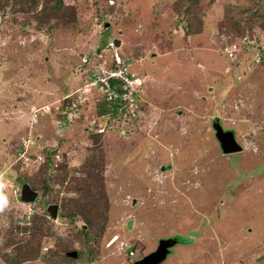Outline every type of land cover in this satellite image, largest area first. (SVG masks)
<instances>
[{
  "label": "rangeland",
  "instance_id": "obj_1",
  "mask_svg": "<svg viewBox=\"0 0 264 264\" xmlns=\"http://www.w3.org/2000/svg\"><path fill=\"white\" fill-rule=\"evenodd\" d=\"M48 1L0 8V264H50L48 246L63 249L59 264H132L169 237L177 244L160 264H264V39L256 28L228 46L232 35L219 25L226 5L264 10V0H61L74 18L47 31L30 16ZM187 5L204 23L189 37ZM114 57L129 60L127 71L142 82L125 112L121 105L100 115L110 99L86 85ZM66 97L81 105L64 126L50 107L61 110ZM215 119L235 133L240 152H222ZM45 149L56 150L49 172L67 170L65 180L20 202L16 179L37 173ZM88 159L99 185L89 237L77 229L87 225L82 218L48 215L43 230L53 225L58 239L41 248L32 236L36 245L25 246L31 214L77 197L68 187L83 186ZM17 225L27 231L12 232ZM22 247H40L39 256L5 260ZM65 249L83 257L62 263Z\"/></svg>",
  "mask_w": 264,
  "mask_h": 264
},
{
  "label": "trees",
  "instance_id": "obj_2",
  "mask_svg": "<svg viewBox=\"0 0 264 264\" xmlns=\"http://www.w3.org/2000/svg\"><path fill=\"white\" fill-rule=\"evenodd\" d=\"M9 0H0V8H3L6 5V2H8ZM15 2H17V0H13ZM20 3L25 4L26 2H30L32 7L35 9L37 6V1L39 0H19ZM26 1V2H23ZM52 0H49L48 2H46L44 4V6L39 10V12L37 13H33L30 18L34 19L36 21V23L38 24L39 27H44L46 24V30L47 31H51L53 28L58 27L59 25H64L65 23H68L69 21H71L74 18V13H75V9L73 6H66L63 5L61 0H54L53 4H51ZM191 2H196V0H190ZM190 2V3H191ZM261 3V2H260ZM260 7H262L261 4L256 5L255 8H250V7H246V8H239L236 7L235 4H228L225 6L224 12H223V16L222 19L219 21V25L221 26V29L223 30V32L227 33L230 32V34L232 35L230 38H232L231 40H229L228 46L230 45H237L236 41L237 40H241L244 38L245 35H250L252 34L256 28L259 29L262 38L264 39V10H261ZM189 9V10H188ZM20 11H23L24 13H26L28 10L26 8H20ZM184 12H190V5H187V8L184 9ZM197 13V14H196ZM246 14V15H244ZM195 15V16H194ZM44 18V19H43ZM190 20H187L185 18H183L182 21L184 22H188L189 24H187V26H185V30H184V35L186 37H189L193 34L199 33L204 25L203 22H201V19L198 16V9H194V11L190 14L189 16ZM194 19V20H191ZM254 19H258V23L254 24L253 20ZM187 20V21H186ZM181 24V23H180ZM43 25V26H42ZM250 37V36H248ZM244 43H247L244 40ZM243 41L239 42L240 45H238V47H241L242 45H244ZM230 44V45H229ZM252 45V44H251ZM250 45H248L249 47ZM250 48H253L252 46ZM263 50H264V46H263ZM255 51L257 53L260 52V54L263 53V51H261L259 48H255ZM125 61V60H124ZM116 62H111V63H107L105 64V62H103V65L105 67H116V66H120V64H115ZM126 62H123V65H125ZM126 68V67H124ZM94 71V70H93ZM125 71L127 73H130L129 71H127V69H125ZM133 75V74H132ZM122 83L117 80V79H113L110 81V86L113 90V95L111 97L110 100L106 101V103L111 106L110 108L108 107V105L104 108L101 109L100 115L103 114H109V115H115L116 109L118 110V106H123L122 107V112H125L127 108L126 104L127 101L125 102L124 100L121 99V85ZM70 98H66V100L63 102L62 105H60L61 110H55L53 109V107H50L51 112L54 113V116L57 119H61L63 122V125H67V123H69L71 120L68 117L69 114H71L72 112L74 113L75 110H73L72 108H75L77 105H81L80 102L75 103L73 100H71ZM78 107V106H77ZM100 123L99 122L97 124V127L99 128L100 126H98ZM264 125V124H263ZM262 125V127H263ZM103 127V131H105V123L102 125ZM95 130H98L97 128ZM96 135H98L97 137L99 138L103 133H98L97 131H95ZM259 135V134H258ZM257 135V136H258ZM264 142V140H263ZM55 149V148H54ZM54 149H45L46 154H45V158H43V161L41 162L42 165L41 167H38L34 176H29L28 174L23 175L22 177L26 180V182L28 184H30V186H33L32 189L33 190H37L42 192L43 194H47L49 191V187H51V185H53L54 183H62L65 179L67 170L63 171H56V172H52L53 175H51V173L49 172V168L48 165L50 164V156L52 154L55 153L56 150ZM263 153H264V146L262 149ZM45 153V152H44ZM90 159H88L87 161H85L83 163V166L81 168V171H83L85 178L83 179V181L81 182V184L83 185L82 187L74 185V186H69L68 189H70V191H77L79 194L77 195V197L72 198V199H67V200H62L59 206V211H57L58 213V218L65 220V222L71 223L73 221H75L76 218L79 219H83V221L86 222V228H84L82 226H80L77 229H80V231L82 232V236H83V240L87 239L88 236V232L87 230L90 227V222L89 220L94 216L97 215L99 212V209L97 208V202L93 200V192H95L98 188V182L96 181V169H97V165H96V161L93 162L92 160L89 161ZM264 160V156L263 159ZM40 163V164H41ZM40 166V165H39ZM21 177V176H20ZM75 183L78 184V180L74 181ZM73 182V183H74ZM76 187V188H74ZM38 196V195H37ZM37 202V200H36ZM98 210V211H97ZM94 211V212H93ZM39 213H44V215L42 214H37V212H33L31 214L32 219H31V226H30V236L28 239H25L22 243L26 244L25 246H27L28 243L31 244V246L34 245H38L41 248H43L46 243L45 239L46 238H50V240H55L58 238H55L52 234V227H49L48 231H44V224L46 223V225H49V222H47V217H48V212L46 211V206L43 207V211L39 212ZM46 217V218H45ZM94 218H96L94 216ZM35 219H39L37 222L34 221ZM49 221V218H48ZM84 222V223H85ZM14 228V226L12 227ZM27 229L26 226H20L17 225L15 226V229L12 232L15 231H23L25 232V230ZM27 231V230H26ZM66 231V230H65ZM63 231V234L64 232ZM16 233V232H15ZM33 236V237H32ZM38 238V242L35 243H31L33 242L32 238ZM31 238V239H30ZM16 239V238H15ZM30 240V241H29ZM40 247L35 248V249H29V251L25 254L24 252H22L25 247H22L20 250H14V253L12 255H6L4 254V256L6 257L5 260L10 259L11 262H17L19 260H17V258L19 257L22 258V260L24 259H35L39 256V251H40ZM53 247V246H52ZM49 247L46 248V251L44 253H42L46 259V261L50 264H59V263H55V261L57 260L56 255L59 253H62L61 251L63 250L62 248H58L57 246H54V248ZM6 248V247H4ZM67 250V249H65ZM56 251V253L54 252ZM59 252V253H58ZM81 250H78V260H74L70 257L65 256L61 259V262L64 263L67 260H70L71 262L75 263L76 261H79L83 255L81 253ZM55 253V255H54ZM94 254V252H90V254L88 255L89 258H92V255ZM3 256V255H2ZM87 260V259H85ZM57 262H60L57 261Z\"/></svg>",
  "mask_w": 264,
  "mask_h": 264
},
{
  "label": "water",
  "instance_id": "obj_3",
  "mask_svg": "<svg viewBox=\"0 0 264 264\" xmlns=\"http://www.w3.org/2000/svg\"><path fill=\"white\" fill-rule=\"evenodd\" d=\"M113 44L115 46H119L120 40L114 38ZM212 128L214 130V136L224 154L237 153L242 150V146L237 142L234 132L232 130H225L218 119H215L212 122ZM18 183L20 185L18 200L23 203L34 202L37 197V192L33 190L24 179L18 180ZM57 209V204H52L48 207L47 211L51 218H56ZM126 226L128 228L131 227V220L127 221ZM176 243L177 239L175 238H162L159 240L158 245L153 251L139 258L138 260H135L134 262H132V264H160L166 259L167 255L170 252V249ZM68 255L75 256V252H73L72 254L69 253Z\"/></svg>",
  "mask_w": 264,
  "mask_h": 264
},
{
  "label": "built area",
  "instance_id": "obj_4",
  "mask_svg": "<svg viewBox=\"0 0 264 264\" xmlns=\"http://www.w3.org/2000/svg\"><path fill=\"white\" fill-rule=\"evenodd\" d=\"M113 79H118L122 83V99L124 101H130V104L134 103L133 97L138 85V79L127 75L124 69H106L99 67L94 73V80L92 81V84L101 88V90L108 96V99H111L113 90L110 86V81Z\"/></svg>",
  "mask_w": 264,
  "mask_h": 264
},
{
  "label": "clouds",
  "instance_id": "obj_5",
  "mask_svg": "<svg viewBox=\"0 0 264 264\" xmlns=\"http://www.w3.org/2000/svg\"><path fill=\"white\" fill-rule=\"evenodd\" d=\"M109 45H110V44H109ZM111 61H112V62L115 61V62H116L115 64H120V66H116L115 68H114V67H108V68H107V67H105V66H103V65H97V67H95L94 71H93L92 74H91V75H93V76H92V80H91L86 86H89V85H90V87L94 86V87H96V88H99V87H97L96 85H93V84H92V81L94 80V73L98 70L99 67H103V68H106V69L113 68V69H124V70H125L126 68H124V67H126V65L129 64V63H128L129 60H127L126 64L123 65L122 62H121V60H120V58L118 59L117 57H114V60L112 59ZM124 62H125V61H124ZM125 72H126V71H125ZM126 73H127V72H126ZM127 75L132 76V77H134V78H137V79H138V83H139V82H142V81H140L139 77L136 76V75H132L131 73H127ZM117 80H118V79H117ZM119 81H120V80H119ZM138 83H137V84H138ZM136 89H137V87H136ZM66 98H67V97H66ZM66 98H65V99H66ZM68 118H69V115H68ZM69 119H70V118H69ZM220 124H221V123H220ZM102 127H103L102 125H101L99 128L97 127L98 130H95V131H97L98 133H102V132H104ZM225 130H230V129H225ZM234 135H235V133H234ZM235 138H236V137H235ZM236 140H237V138H236ZM237 142L239 143L238 140H237ZM20 179H22V178H20ZM18 185H19V183H18ZM19 186H20V185H19ZM30 187H31V186H30ZM36 192H37V191H36ZM171 238H174V237H171ZM176 244H177V243H176ZM176 244H175V245H176ZM154 249H155V248H154ZM149 253H150V252H149ZM169 253H170V252H169ZM146 255H147V254H146ZM144 256H145V255H144ZM142 257H143V256H142ZM136 260H137V259H136ZM133 262H134V261H133Z\"/></svg>",
  "mask_w": 264,
  "mask_h": 264
},
{
  "label": "flooded vegetation",
  "instance_id": "obj_6",
  "mask_svg": "<svg viewBox=\"0 0 264 264\" xmlns=\"http://www.w3.org/2000/svg\"><path fill=\"white\" fill-rule=\"evenodd\" d=\"M17 182H18V180H20V178L18 177L17 179ZM37 198V197H36ZM52 204H57V203H52ZM52 204H48L47 206H46V211H47V209H48V207L50 206V205H52ZM57 206H58V204H57ZM57 211H58V209H57ZM48 212V211H47ZM49 214V213H48ZM58 217V213H56V218ZM55 218V219H56ZM84 228H85V226H83ZM172 249V248H171ZM170 249V250H171ZM73 252H75V256H72V255H68L69 253L70 254H72ZM64 254H65V256H67V257H70V258H72V259H74V260H78V250H67V251H65V252H63ZM139 259V258H138ZM137 259V260H138ZM90 262H88V263H85V264H89ZM66 264V263H65Z\"/></svg>",
  "mask_w": 264,
  "mask_h": 264
}]
</instances>
